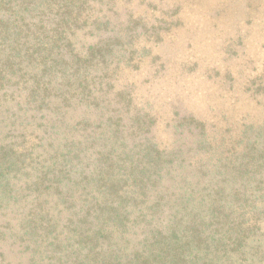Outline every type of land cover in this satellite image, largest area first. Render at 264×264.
I'll use <instances>...</instances> for the list:
<instances>
[{
  "label": "trees",
  "instance_id": "obj_1",
  "mask_svg": "<svg viewBox=\"0 0 264 264\" xmlns=\"http://www.w3.org/2000/svg\"><path fill=\"white\" fill-rule=\"evenodd\" d=\"M103 2L0 0V264H255L264 187L236 145L263 129L192 116L160 148L117 76L162 27Z\"/></svg>",
  "mask_w": 264,
  "mask_h": 264
},
{
  "label": "rangeland",
  "instance_id": "obj_2",
  "mask_svg": "<svg viewBox=\"0 0 264 264\" xmlns=\"http://www.w3.org/2000/svg\"><path fill=\"white\" fill-rule=\"evenodd\" d=\"M103 1L120 12L113 25L131 17L139 28L162 27L157 42L129 43L128 49L135 46V56L142 59L117 76V86L128 87L137 104H153L160 148L173 146L179 133L185 135L187 130L172 125L192 116L217 124L229 136H238L247 124L264 131V0ZM245 140L253 142L254 135L246 133ZM248 145L244 152L247 144L236 145L238 165L251 163L250 174L240 179L264 187V133ZM262 235L264 249V221ZM262 253L255 264H264ZM253 256L247 251L245 258Z\"/></svg>",
  "mask_w": 264,
  "mask_h": 264
}]
</instances>
